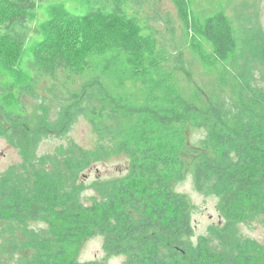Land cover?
<instances>
[{
    "label": "trees",
    "instance_id": "16d2710c",
    "mask_svg": "<svg viewBox=\"0 0 264 264\" xmlns=\"http://www.w3.org/2000/svg\"><path fill=\"white\" fill-rule=\"evenodd\" d=\"M47 1L0 0V39L17 49L12 65L0 61L5 135L33 157L41 131L51 130L27 107L33 98L56 106L66 130L85 118L98 146L75 147L59 163L35 160L24 177H0V233L8 235L0 264H12L18 249L32 252L18 264H66L49 259L66 253V241L95 236L123 264H264V245L240 227L264 218V45L251 44L243 36L250 29L225 10L235 0H216L217 11L204 16L194 0H171L184 35L170 23L165 36L139 13L146 0ZM74 1L84 14L68 9ZM61 18L114 19L133 36L79 55L46 51ZM106 145L129 156L128 176L101 185L86 204L76 179ZM188 176L197 192L219 198L221 222L205 236H196L195 204L177 190ZM41 222L42 234L30 229Z\"/></svg>",
    "mask_w": 264,
    "mask_h": 264
},
{
    "label": "rangeland",
    "instance_id": "374dc122",
    "mask_svg": "<svg viewBox=\"0 0 264 264\" xmlns=\"http://www.w3.org/2000/svg\"><path fill=\"white\" fill-rule=\"evenodd\" d=\"M54 1L59 2L58 0H49L45 4H51ZM194 2L196 11L203 16L217 11L216 0H194ZM68 9L79 15L85 13V10L79 8L77 1L68 5ZM138 10L164 36L169 35L167 27L171 25L170 23H174L176 34L184 35L178 11L171 0H146L145 5H142ZM225 10L233 16L237 25L250 29L243 36L248 35L249 42L253 44L255 41L253 45L261 50L264 45V0H235ZM50 31L51 36L44 44L46 51H64L75 55L96 49L109 41L126 42L131 40L133 36L127 24L114 19L104 18H93L89 22L61 18L52 23ZM242 47L245 49L247 45H242ZM16 58V47L0 39L1 63L12 65ZM241 60L240 58L237 59L235 64H239ZM257 82L258 80L256 79L255 85ZM27 107L30 112L37 110L39 115L46 118L47 122L45 123L51 130L49 132L41 131L43 134L42 141L38 148L35 149V154H33V157L28 156L31 158H26L7 139L5 134L9 132L8 121L4 112L0 110V177L7 175L10 171L15 173V175L24 177L26 176V170L31 172L33 170L32 166L37 164L34 162L35 160L39 161L41 158L54 156V161L59 163L63 155L73 153L75 147H82L90 151L97 149V137L90 123L85 118L75 120L66 130V124L58 125L57 123L59 116L56 106H41L37 99L30 98L27 100ZM201 136H203L202 131L195 132V138ZM106 148H110V150ZM129 165V156L118 154L111 146L106 145L104 153L99 156V161L79 173L76 179L75 186L81 193L84 203L92 204L94 200L99 199L98 192L101 185L127 177ZM45 167L48 168L47 166ZM60 168L63 171L65 170L62 165H60ZM38 176L42 177L41 174ZM75 186L73 184L70 186L64 184V187H68V189L75 188ZM177 190L189 196L195 204L196 210L193 215V221L197 237L208 235L211 228L220 224L219 198L213 194L205 195L197 192L192 176H188L184 182L179 184ZM240 227L245 238L256 240L264 245V218L257 219L252 224H242ZM43 228H46V225L42 222L30 226V229L37 230L39 233H41ZM1 236H4V234L0 233V248L3 247L4 239L8 235L4 238ZM78 239L71 241L72 246L69 242L70 240L66 241L63 247V251L66 253H62V257L51 256L49 260L54 261L56 259L57 261V259H60L66 264H70L74 259L86 264L92 262H98L99 264L124 263L125 258L123 256H107L101 236L87 238L81 245ZM16 253L12 255L13 258L10 256L12 264H18L17 260H19L18 257L21 255L23 257L32 255V252L23 253L20 249Z\"/></svg>",
    "mask_w": 264,
    "mask_h": 264
},
{
    "label": "bare ground",
    "instance_id": "6f19581e",
    "mask_svg": "<svg viewBox=\"0 0 264 264\" xmlns=\"http://www.w3.org/2000/svg\"><path fill=\"white\" fill-rule=\"evenodd\" d=\"M190 145V144H189Z\"/></svg>",
    "mask_w": 264,
    "mask_h": 264
}]
</instances>
